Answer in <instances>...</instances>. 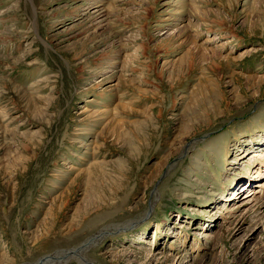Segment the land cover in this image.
Listing matches in <instances>:
<instances>
[{
	"label": "rangeland",
	"instance_id": "obj_1",
	"mask_svg": "<svg viewBox=\"0 0 264 264\" xmlns=\"http://www.w3.org/2000/svg\"><path fill=\"white\" fill-rule=\"evenodd\" d=\"M64 256L264 264V0H0V264Z\"/></svg>",
	"mask_w": 264,
	"mask_h": 264
},
{
	"label": "bare ground",
	"instance_id": "obj_2",
	"mask_svg": "<svg viewBox=\"0 0 264 264\" xmlns=\"http://www.w3.org/2000/svg\"><path fill=\"white\" fill-rule=\"evenodd\" d=\"M256 191H252V192H249L248 193V196H253L254 195V193H255ZM115 225L116 224H113V225H109L108 226V228H106V229H104L105 230V232L103 233V235L106 233V232H108V231H110L113 227H115ZM85 249H83L82 251H84ZM54 260V259H53ZM61 260L62 261H60L59 262V264H66V263H68L69 261H71L72 259H70V258H66L65 256L64 257H61ZM39 263V262H38ZM37 263V264H38Z\"/></svg>",
	"mask_w": 264,
	"mask_h": 264
}]
</instances>
